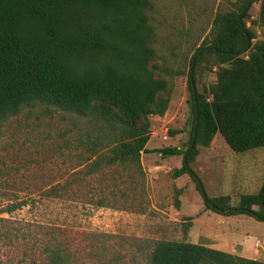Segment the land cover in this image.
<instances>
[{
    "label": "trees",
    "instance_id": "16d2710c",
    "mask_svg": "<svg viewBox=\"0 0 264 264\" xmlns=\"http://www.w3.org/2000/svg\"><path fill=\"white\" fill-rule=\"evenodd\" d=\"M255 2L258 15L250 19ZM150 6V0H0V127L24 108L51 106L98 127L78 138L94 157L90 172L102 163L142 170L150 116L164 115L170 102L169 82L155 64ZM255 25L264 27V0H232L228 10L217 11L210 37L190 58L188 147L160 152L182 154L174 173L193 179L206 208L264 221V178L256 192L239 195L231 205L228 195L203 192L191 166L264 146V38L253 41ZM210 57L216 80L199 91L192 85L194 71ZM22 205L9 203L0 213ZM5 222L0 217V242L12 236ZM54 239L43 247L45 264H73L68 245ZM149 264L264 262L189 241L157 240Z\"/></svg>",
    "mask_w": 264,
    "mask_h": 264
},
{
    "label": "rangeland",
    "instance_id": "374dc122",
    "mask_svg": "<svg viewBox=\"0 0 264 264\" xmlns=\"http://www.w3.org/2000/svg\"><path fill=\"white\" fill-rule=\"evenodd\" d=\"M231 1L150 0L147 15L159 56L155 64L169 82L170 102L164 115L150 116L142 170L102 163L90 172L94 157L78 138L98 127L51 106L24 108L1 125L0 211L9 203L24 205L0 213L12 233L0 242V264H45L43 247L56 237L68 245L73 264H149L157 240L209 244L224 237L247 238L256 250H264V221L206 208L193 179L174 173L182 165V154L160 152L168 146L182 151L188 147L190 58L210 37L217 11L228 10ZM258 8L255 2L250 19L257 17ZM251 27L256 32L253 41L262 40L264 27ZM213 60H203L194 71L192 85L199 91L216 80ZM191 166L203 192L228 195L229 203L236 205L239 195L261 186L264 146Z\"/></svg>",
    "mask_w": 264,
    "mask_h": 264
},
{
    "label": "crops",
    "instance_id": "0c3cea01",
    "mask_svg": "<svg viewBox=\"0 0 264 264\" xmlns=\"http://www.w3.org/2000/svg\"><path fill=\"white\" fill-rule=\"evenodd\" d=\"M146 149H147V144H146ZM141 164L143 167L145 166V160L143 154L141 155ZM225 234L229 235L230 232L222 233V235L224 236ZM216 238H217V234H216ZM224 238L223 241H219V239L218 240L214 239L213 241L210 240L208 242L209 244H202L200 242H198V244H202L234 255H238L250 259H256L258 261L264 262V250L263 249L260 251L258 249L256 250L254 247L253 240L249 242L247 238L234 237L235 239L232 238L233 240L230 239V241H226Z\"/></svg>",
    "mask_w": 264,
    "mask_h": 264
},
{
    "label": "built area",
    "instance_id": "2783aa9c",
    "mask_svg": "<svg viewBox=\"0 0 264 264\" xmlns=\"http://www.w3.org/2000/svg\"><path fill=\"white\" fill-rule=\"evenodd\" d=\"M164 138H167V136L165 135Z\"/></svg>",
    "mask_w": 264,
    "mask_h": 264
}]
</instances>
